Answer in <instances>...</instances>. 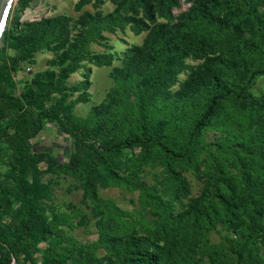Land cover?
I'll return each mask as SVG.
<instances>
[{
    "label": "rangeland",
    "instance_id": "rangeland-1",
    "mask_svg": "<svg viewBox=\"0 0 264 264\" xmlns=\"http://www.w3.org/2000/svg\"><path fill=\"white\" fill-rule=\"evenodd\" d=\"M176 1L167 14L166 0H12L3 32L14 25L17 37L40 34L31 48L14 47L13 42L6 46L0 37V77L17 96L42 77L51 79L55 85L42 104L63 120L95 121L102 131L112 130L119 136L149 128L183 144L214 87V76L233 86L238 73L245 77L246 63L256 60L258 64L264 57L263 53L242 57L236 52L239 47H233L234 40L214 39L211 33L196 51L184 34H178V28L192 21L196 3L207 4L208 0ZM257 9L264 22V0H258ZM213 12L215 19L227 18L224 31H234L230 14L221 9ZM164 25L169 31L165 41L176 43L175 47H162ZM239 32L249 36L245 29ZM23 53L35 61L24 58L17 69L10 70L12 58H21ZM236 60L240 67L234 64ZM235 68L241 72H234ZM248 92L264 97V73L254 79ZM253 118L249 107L232 97L222 105L214 123L201 132L188 158L169 162L159 151L141 146L108 157L105 167L126 180L120 184L96 179V198L80 175L60 167L69 161L73 138L61 131L57 121H46L27 159L18 163L17 175L32 192L35 212L44 223L54 225L56 234L37 247L22 248L21 263L176 264L177 256L171 263L146 259L164 246L171 251L180 249L175 226H166L164 217L186 220L190 211H196L209 192L212 158L221 156L224 172L241 184L239 160L244 154L237 148L221 154L220 146L234 147L237 134L254 133L258 122ZM10 121H3L2 127ZM9 152L0 134V181L11 166ZM250 164L260 188L256 196L264 205V156ZM262 211L259 216L242 214L252 225L245 244L248 253L252 251L245 255L249 264H264ZM112 233L118 237L119 248L107 240ZM205 233L203 239L193 238L186 245L189 249L180 260L184 264L233 263L239 246L230 249L228 239H237L234 228L217 222ZM49 248L73 250L75 257L66 263L55 261L48 256Z\"/></svg>",
    "mask_w": 264,
    "mask_h": 264
},
{
    "label": "trees",
    "instance_id": "trees-1",
    "mask_svg": "<svg viewBox=\"0 0 264 264\" xmlns=\"http://www.w3.org/2000/svg\"><path fill=\"white\" fill-rule=\"evenodd\" d=\"M142 1V0H141ZM146 0H143L145 2ZM165 11L171 12V4L176 0H166ZM258 0H208L207 4L199 1L195 5V15L191 17L192 21H186L179 25L178 34H184L190 43L194 44L196 51L204 47L208 34H213V38H222L223 40H234L233 47H239L236 52L246 55L259 54L264 57V22L261 19L257 9ZM25 4H23L24 6ZM221 9L230 14L229 25L234 26V31H224V25L227 18L221 20L216 18V12L213 9ZM17 4L15 11H19ZM107 18V16H106ZM105 18V19H106ZM195 26L194 29H191ZM245 29L249 36H242L239 31ZM162 47H175L176 43L165 41L168 36L167 25L162 26ZM239 30V31H238ZM47 31H44V34ZM40 33L37 35H26L17 37L14 31V25L8 31H4L1 40L4 45L14 47H34ZM38 42V41H37ZM23 52V51H22ZM244 53H248L245 54ZM28 54L23 53L22 57H13L10 70L17 69L20 61L27 58ZM234 57V56H231ZM28 59V58H27ZM29 62L35 59L29 56ZM234 61L236 66H241ZM245 77L238 73V82L233 86H226L224 80L218 76L213 82V89L208 93L203 111L195 119L189 131L186 142L180 144L177 139L170 137L168 133L159 132L152 129H146L143 132L138 130L126 131L121 136L116 135L114 131H102V125L95 121H78L73 119L63 120L55 114L47 112L43 107V99L49 93L51 86L55 85L51 79H42L34 82L20 96L12 94L4 77H0V128L2 122L11 120L5 127L0 129L3 142L6 149L9 150L11 166L6 173L5 179L0 181V264H22L20 252L22 248L28 246L37 247L42 241L56 234V228L51 223H44L41 215L35 212L32 204V192L26 182L22 181L18 175V163L27 159L28 154L34 148L33 139L36 138L44 129L46 121H57L61 131L73 138V152L69 161L60 165L61 168L70 173L80 175L84 181V186L96 198V179H103L106 182L124 183L125 178L116 171L106 168V159L112 156H119L128 148L146 147L148 150L159 151L164 160L172 162L188 158L195 150L201 132L212 125L221 110L222 105L232 97L243 101L250 109V117L257 119L258 125L254 133L247 132L237 134L234 147L228 146L224 149L220 146L221 154L238 149L244 155L240 157L241 184L224 172L223 165L219 162L221 156L211 159L212 180L209 192L197 207L196 211L182 220L170 215L164 217L165 225L172 224L174 231L179 235V248L171 251L165 246L158 251L146 255L147 260H153L154 257L160 261L168 259L171 263L172 257H176V264H184L180 259L186 256L189 244L193 238L203 239L206 235L205 230L217 222L233 227L236 231L237 239H228L230 249L234 245L239 248L234 251L233 263L230 264H249L250 258L245 255L248 253L249 237L248 230L252 227L242 214L248 213L262 214L264 205L261 197L256 196L260 191L257 180L251 174L250 161L256 157L264 156V97L257 98L248 92V88L254 79L264 73V58L260 63L253 60L246 63ZM241 68H235L234 72ZM254 119V118H253ZM253 119H250L253 120ZM260 131V132H258ZM40 154V153H38ZM43 154V153H42ZM51 162L55 163L50 154H44ZM248 157V161H246ZM103 166V168H102ZM243 185V186H242ZM231 188L232 190H228ZM259 216V215H257ZM6 217V218H5ZM186 221V223L183 222ZM191 224L189 227L187 225ZM107 240L115 248H119L118 237L112 233ZM244 244V245H243ZM248 248V249H247ZM48 256L55 261L66 263L75 257V252L70 249L56 250L49 248ZM156 264H162L157 263Z\"/></svg>",
    "mask_w": 264,
    "mask_h": 264
},
{
    "label": "water",
    "instance_id": "water-1",
    "mask_svg": "<svg viewBox=\"0 0 264 264\" xmlns=\"http://www.w3.org/2000/svg\"><path fill=\"white\" fill-rule=\"evenodd\" d=\"M12 0H0V37L4 30V25L7 19L8 11ZM16 264V261H14Z\"/></svg>",
    "mask_w": 264,
    "mask_h": 264
}]
</instances>
